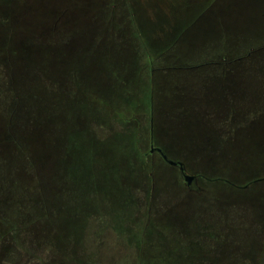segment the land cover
I'll list each match as a JSON object with an SVG mask.
<instances>
[{"label":"trees","instance_id":"trees-1","mask_svg":"<svg viewBox=\"0 0 264 264\" xmlns=\"http://www.w3.org/2000/svg\"><path fill=\"white\" fill-rule=\"evenodd\" d=\"M116 5L102 7L90 25L27 36L19 52L9 49L8 39L22 34L9 30L1 38L6 51H0V118L6 120L3 139L16 151L11 147L9 158L0 153V264L40 262L31 248L41 244L56 250V258L44 264H108L79 253L81 233L65 224H83L96 212L89 206L94 200L74 201L79 169L88 187L112 202L113 216L128 221L125 227L112 220L104 229L123 240L132 254L129 264H144L155 247L172 258L166 264H264V195L253 196V188H264V174L239 185L229 180L224 164L235 154L231 141L246 128L264 157V100L261 111L233 110L246 100L249 89L242 82L264 87V45L221 53L200 66L180 64V35L160 49L156 43H163L145 38L131 12L119 15ZM203 86L209 91L202 93ZM213 86L224 88V100L216 95L227 104L221 109ZM224 106L230 115L223 114ZM161 129L163 149L155 141ZM151 143L186 169L197 164L204 173L196 180L220 197L203 204L208 194L193 186L198 197L186 198L179 170L161 156L160 163L152 159ZM98 172L108 179L99 181ZM111 181L124 184L122 198L109 194ZM226 205L236 206L233 211H242L250 224L233 221L229 211L218 222L209 216Z\"/></svg>","mask_w":264,"mask_h":264},{"label":"rangeland","instance_id":"rangeland-1","mask_svg":"<svg viewBox=\"0 0 264 264\" xmlns=\"http://www.w3.org/2000/svg\"><path fill=\"white\" fill-rule=\"evenodd\" d=\"M1 1L3 3L0 4V15L8 22L3 21L2 24H0V44L1 38H3L4 35L9 34V30H13L10 31L12 33L19 32V34H22L23 36L22 38L14 33V35H12L13 37L8 39V46L11 51H21L17 45H21V42H23L24 38L27 36H41L40 34H48L53 31L60 32L65 29L69 30L73 27L80 26V24L90 25L97 14L96 12L101 10L102 7L110 5L112 1L117 4L116 8L119 15L124 12V10H126L124 15H127V10L131 12L134 19L137 20L145 38L150 41H152V39H159L160 42L163 43L162 45L156 43V45L161 46L160 49H167L168 46L176 41L177 35H180L175 45V51H180V53L177 52V54L183 56L181 60L177 61L180 64L200 66L210 62L208 61L210 59L216 60L221 53L226 52L234 54L237 51H246L248 48L264 45V0ZM216 16L219 17L215 18ZM101 17L106 16L101 14ZM55 19L58 20L57 24L54 23ZM196 21H198L197 23L199 24H197ZM4 49L5 48L0 45V51H6ZM189 52H193V54L189 55ZM224 74L225 73H221L218 75L217 79L219 80ZM215 75L216 73L212 74V76ZM242 85V88L249 89L246 92V100L239 103L238 106L233 107V110L241 109L242 111H245L244 113H248L253 109L261 111L263 108L262 100H264V87H261V85L255 81H245L242 82ZM207 90L209 91L206 86H203L201 92L204 93L207 92ZM211 90L215 92L213 93V98H215L217 104H220L219 107L221 109V104L223 103V105H225L224 103H226L225 101L222 102L219 100L223 99L222 91L224 88L213 86L211 87ZM248 93H250V96ZM216 95H218L219 99L216 98ZM237 98L239 101L241 100L240 97ZM225 106L223 114L226 110L229 111L228 108L225 109ZM227 114L230 115V111ZM229 115L226 117L228 118ZM207 126L208 125L205 124L204 128L209 129V126ZM5 128L6 120L3 117L0 118V153L6 158H9L12 150L11 147L14 148V152L16 151V147L3 139ZM204 128H201V130H204ZM176 130L177 129L174 131ZM182 130L190 131L188 127H185ZM162 131L163 129L155 135V141H157V145L160 148L163 147V141H166L163 138ZM177 131H181V129L178 128ZM250 132H252V129L250 130L246 128L245 134L235 135L236 140L231 141L232 146L229 148L235 154L233 157L230 156V161L224 162V164H229L230 166V169H228L231 173L229 180L239 185L245 180H255V178L264 174V157L259 153L260 151L258 147L251 142L253 137ZM91 155L93 158H96L93 155V151H89V156ZM171 156L175 160L182 159L181 156L176 154H172ZM153 157H155L154 159L157 163H160L157 155L152 156V159ZM96 160L98 161V165H101V162H103L100 158H96ZM81 166L84 174L87 165L82 163ZM79 170L73 178L75 183V192H73V196H75L74 201L81 205L83 204L81 201L94 200V203L91 202L93 203V206L91 203H89V206L93 209L92 211L96 210V212H94L95 214L93 213L91 215L92 217L90 216L89 219L87 218L83 224L82 222L77 224L76 219L65 221V224L72 228L73 233L74 231L81 233V239L84 240V244L81 245L79 253L84 252V254L86 253L87 255L92 253L93 257L101 262H107L108 264H117L118 262L120 264H129L128 262L130 261V258H132V254L129 256V251L121 244L123 240L118 239L117 242L111 237V234L106 233L104 229L105 225H114V223H111L112 220H118L119 223L117 225H124L125 227L128 226V221L122 216H119V218L113 216L115 207L112 202L109 201L106 196L103 197L100 193L93 191L91 186L88 187L89 178L81 176V170ZM187 171L189 175L194 176L198 173H204V171L200 170L195 163H189ZM92 178L94 179L93 176ZM96 178L99 181L108 179L102 172H98ZM114 183L117 187H114L115 185H113L112 181L107 187L109 194L112 197L122 198V196H124V190L119 191V189L123 188L124 184L119 185L117 184V181ZM178 187L179 189L183 188V191L186 192L185 195L188 196L186 198L198 197L194 188L199 189L201 193L206 188L204 183L200 180H197L192 191H187L183 184H180ZM222 187H224V189L228 188L227 185ZM218 191L219 190L214 188L206 189V192L204 190L208 196H204L207 200H203L202 203L210 204L209 200L214 198V196L218 195L217 197H220L221 193ZM253 193L254 195H252L254 197H262L264 195V188L262 186H256V188H253ZM241 197L242 196L238 197L237 195H234L235 199ZM167 200L171 199L169 197L163 198V201ZM236 209V206L231 207V205H226L220 211L208 214L218 222L220 219L225 218L227 215L226 213L229 211L233 221L240 222L242 220V222L247 225L249 221L247 220L246 215L242 214V211L239 210L236 212L233 211ZM165 223H159V225H164ZM82 225H85V227H83V231L81 232L80 228ZM84 232L86 236L83 234ZM31 249L32 253L39 258L38 260L40 262L36 259L32 260L30 258V264H44L47 260L53 261L54 258H56V250L52 251V249H48L45 244L38 245L37 248L32 247ZM157 249L158 247H155L150 250V256L144 259V264H166L171 261L172 258L168 253H162Z\"/></svg>","mask_w":264,"mask_h":264},{"label":"water","instance_id":"water-1","mask_svg":"<svg viewBox=\"0 0 264 264\" xmlns=\"http://www.w3.org/2000/svg\"><path fill=\"white\" fill-rule=\"evenodd\" d=\"M153 152H157L161 156V158L165 162V164H167L168 166H170L172 168L178 169L180 174H181V177L184 180L183 181L184 185L186 187H188L189 190H192L193 186H195V184H196V178H195V176L185 174V166L182 162H180V161L174 162V161L169 160L165 156V154L162 152V149H160L158 147L154 148L152 143H151L150 153H153Z\"/></svg>","mask_w":264,"mask_h":264},{"label":"flooded vegetation","instance_id":"flooded-vegetation-1","mask_svg":"<svg viewBox=\"0 0 264 264\" xmlns=\"http://www.w3.org/2000/svg\"><path fill=\"white\" fill-rule=\"evenodd\" d=\"M152 145H153L154 148L158 147V146H155L154 144H152ZM152 154H155V155H157V156L160 157V155H159L157 152H153ZM180 162H181V161H180ZM185 174L189 175V173H188V171H187L186 168H185ZM192 176H194V175H192ZM196 182H197V180H196ZM195 185H196V184H195Z\"/></svg>","mask_w":264,"mask_h":264},{"label":"crops","instance_id":"crops-1","mask_svg":"<svg viewBox=\"0 0 264 264\" xmlns=\"http://www.w3.org/2000/svg\"><path fill=\"white\" fill-rule=\"evenodd\" d=\"M0 1H1V0H0ZM2 3H3V2L1 1V4H2ZM54 23H56V24H57V23H58V20H57V19H55V20H54Z\"/></svg>","mask_w":264,"mask_h":264}]
</instances>
